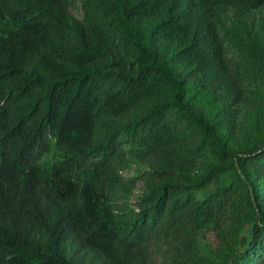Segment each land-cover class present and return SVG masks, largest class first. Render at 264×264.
<instances>
[{
    "label": "trees",
    "instance_id": "obj_1",
    "mask_svg": "<svg viewBox=\"0 0 264 264\" xmlns=\"http://www.w3.org/2000/svg\"><path fill=\"white\" fill-rule=\"evenodd\" d=\"M263 6L0 0V264H264Z\"/></svg>",
    "mask_w": 264,
    "mask_h": 264
},
{
    "label": "rangeland",
    "instance_id": "obj_2",
    "mask_svg": "<svg viewBox=\"0 0 264 264\" xmlns=\"http://www.w3.org/2000/svg\"><path fill=\"white\" fill-rule=\"evenodd\" d=\"M73 11L78 15V16H82V10L80 8V6L78 5L77 7L73 8ZM259 15L262 14L264 15V6L262 7L261 11L258 13ZM145 168L144 165H141V169ZM139 166L136 163H133L130 167L126 168L123 170V173L125 175H132L136 172H138ZM143 190V181H139L135 191H134V195L132 198V202H134L137 198V196L142 192ZM199 240H200V246L203 252L210 254V250L211 248L215 247L217 245L216 240L214 239V235L211 232L208 231H201L200 235H199Z\"/></svg>",
    "mask_w": 264,
    "mask_h": 264
}]
</instances>
